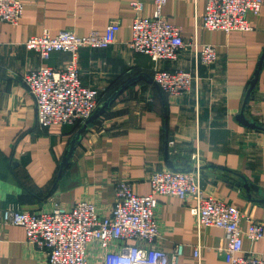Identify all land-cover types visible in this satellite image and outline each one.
Returning a JSON list of instances; mask_svg holds the SVG:
<instances>
[{
    "label": "crops",
    "instance_id": "crops-1",
    "mask_svg": "<svg viewBox=\"0 0 264 264\" xmlns=\"http://www.w3.org/2000/svg\"><path fill=\"white\" fill-rule=\"evenodd\" d=\"M132 1L21 0L23 12L16 24L0 20V213L9 204L35 212L85 199L107 214L115 200V180H131L136 194L150 192L147 176L153 168L166 167L168 139L169 156L185 169L188 151L199 146L201 187L243 211L242 231L249 218L264 221V202L257 200L264 196L254 190L249 196L237 184L240 176L264 193V62L245 108L246 118L263 128L245 126L237 117L264 49V0L259 14L247 13L250 30L229 32L200 28L205 0H166L163 14L180 27L184 40L198 28L199 41L216 46L218 59L210 64L195 60L189 49L176 59L158 61L132 50L127 42L134 17L151 16L156 6L154 0H139L142 9L136 10ZM110 21L117 22L115 42L106 48H80L79 77L83 85L104 93L99 105L126 86L81 131L61 165L82 124L39 127L34 98L22 77L41 65L64 67L71 53L52 51L42 59L23 42L44 30L53 36L62 29L79 35L102 33ZM176 68L196 73L198 83L170 97L156 85L153 72ZM175 148L184 151L179 159L170 154ZM158 200L163 249L172 253L176 243L184 245L176 264H226L222 228L198 230L181 199L160 195ZM0 236V264H47L45 252L26 241L22 226L0 223ZM198 244L200 257L194 255ZM242 247L264 254V237L253 242L244 237Z\"/></svg>",
    "mask_w": 264,
    "mask_h": 264
},
{
    "label": "built area",
    "instance_id": "built-area-1",
    "mask_svg": "<svg viewBox=\"0 0 264 264\" xmlns=\"http://www.w3.org/2000/svg\"><path fill=\"white\" fill-rule=\"evenodd\" d=\"M165 3L166 0H154L156 6L151 16L134 17L128 46L153 61L176 59L184 49L204 64L218 59L214 44L199 41L198 28L184 40L180 27L163 14ZM131 4L136 10L142 9L139 0ZM262 4L263 0H205L200 28L250 30L247 13L259 14ZM22 12L21 0H0L1 21L16 24ZM116 31L117 22L110 21L102 33L92 30L79 35L62 29L53 36L44 30L23 42L26 49L36 51L42 59L49 58L52 51L71 53L64 67L41 65L22 77L34 98L39 127L67 122L83 124L92 115L103 92L82 84L77 51L82 47H108L115 42ZM153 73L156 85L170 97L181 96L198 83L196 73L182 68L154 69ZM188 152L191 170L153 168L147 176V194L133 192L129 179L115 180V200L107 214L99 211L95 202L85 199L69 207L55 203L49 211L35 212L9 204L0 213V223L22 226L26 241L45 252L47 264H176L184 245L176 243L172 253L163 249L156 215L158 196L170 195L187 205L198 230L207 226L223 229L226 264H264V254L242 247L244 237L252 242L264 237V221L249 218L248 228L242 231L239 223L243 211L219 196L206 194L201 187L203 160L199 146L193 145ZM182 153L179 148L170 152L174 159ZM194 255L200 257V244L194 247Z\"/></svg>",
    "mask_w": 264,
    "mask_h": 264
},
{
    "label": "water",
    "instance_id": "water-1",
    "mask_svg": "<svg viewBox=\"0 0 264 264\" xmlns=\"http://www.w3.org/2000/svg\"><path fill=\"white\" fill-rule=\"evenodd\" d=\"M264 62V49H263V52L258 60V63H257V69L255 70L254 72V77L251 78L250 82H249V87H248V91H247V95L244 99V103H243V106H242V109L239 110V114H237V117H238V120L245 126H248V127H253V128H263L261 127V125L259 123H257L256 121H252L248 118H246L245 116V108L247 106V103H248V98H249V94H251V90L253 89L254 85H255V82L257 81V77H258V74H259V71L261 69V66H262V63ZM126 86V85H125ZM123 86V87H125ZM123 87L121 89H119V91H117V93H115L114 95L110 96L108 99H106L105 101H103V103H101L99 106H97V108L94 110V112L92 113V115L82 124L81 126V129L77 132V134L72 138L71 140V143H70V147L68 149V153H67V156L63 158V161L61 162V165H64L67 161V158L68 156H70L74 150V147H75V143H77V141H79L80 137H81V131L83 129H85L86 127L88 126H91L94 122V120L99 116L101 115L107 107H109L111 105V103L115 100L116 96L119 94V92L123 91ZM168 140V139H167ZM165 142V150H164V158H165V163H166V167L170 168V169H173V170H191V169H185L183 167H179V166H176L174 161L171 159V157L169 156V150H168V142L167 141ZM204 166H202L201 168H203ZM239 181L237 184L241 185L245 191L248 193V195L250 196V191L251 190H254L257 192V194H259L260 196H264V193L259 190L257 188L256 185H253L249 182L246 181V179H244L243 177H240L239 176ZM259 201H262L264 202V198H260V199H257Z\"/></svg>",
    "mask_w": 264,
    "mask_h": 264
},
{
    "label": "trees",
    "instance_id": "trees-1",
    "mask_svg": "<svg viewBox=\"0 0 264 264\" xmlns=\"http://www.w3.org/2000/svg\"><path fill=\"white\" fill-rule=\"evenodd\" d=\"M103 96H104V93H103Z\"/></svg>",
    "mask_w": 264,
    "mask_h": 264
}]
</instances>
